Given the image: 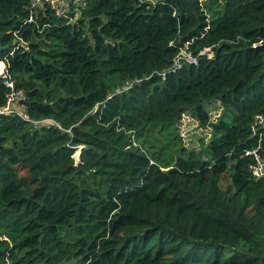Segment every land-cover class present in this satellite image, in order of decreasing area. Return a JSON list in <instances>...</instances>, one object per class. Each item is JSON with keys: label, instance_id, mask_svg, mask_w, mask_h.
<instances>
[{"label": "trees", "instance_id": "1", "mask_svg": "<svg viewBox=\"0 0 264 264\" xmlns=\"http://www.w3.org/2000/svg\"><path fill=\"white\" fill-rule=\"evenodd\" d=\"M0 66V264H264V0H0ZM185 112L161 170L135 141Z\"/></svg>", "mask_w": 264, "mask_h": 264}, {"label": "rangeland", "instance_id": "2", "mask_svg": "<svg viewBox=\"0 0 264 264\" xmlns=\"http://www.w3.org/2000/svg\"><path fill=\"white\" fill-rule=\"evenodd\" d=\"M5 68V67H4ZM0 70H3V67ZM4 74V72H3ZM210 119L215 122L221 114V106L219 101L215 100L204 107ZM210 128H201L195 121L190 112H185L181 115V119L175 127H156L148 135H144L135 143H147V155L149 162L156 164L163 170V166L172 167L176 158L182 156L186 152L198 151L203 152L209 138L211 137ZM202 140L203 142H201ZM146 144V145H147ZM78 151L74 154V159L78 161ZM185 151V152H184ZM229 179L225 176L222 180V188L226 189L229 186Z\"/></svg>", "mask_w": 264, "mask_h": 264}, {"label": "built area", "instance_id": "3", "mask_svg": "<svg viewBox=\"0 0 264 264\" xmlns=\"http://www.w3.org/2000/svg\"><path fill=\"white\" fill-rule=\"evenodd\" d=\"M86 4V0H31V8L34 10H44L46 6L49 7L51 11H53L56 15L61 16L64 13H67L71 7H83ZM32 19H30L31 21ZM179 59L177 60V66L181 65L180 61L184 60L187 63L197 64L196 58L192 57L190 54H187L185 50H181ZM181 59V60H180ZM3 72H5V68L0 72V77L4 76ZM8 86L12 87V84H8ZM24 95V92L19 90L18 92H13L12 94L7 95V103L6 105L0 109V114H12L16 112L18 106H15V103L21 99ZM23 119H28L26 113L22 111L20 113ZM55 125L56 123L53 121H49ZM58 126V125H57ZM256 126L263 127L264 126V116H257L255 118L254 126L252 127V132L256 134ZM256 151L247 152V155H254L256 159V164L252 167V175L255 180H259L264 177V160L260 159L258 155L255 153Z\"/></svg>", "mask_w": 264, "mask_h": 264}, {"label": "water", "instance_id": "4", "mask_svg": "<svg viewBox=\"0 0 264 264\" xmlns=\"http://www.w3.org/2000/svg\"><path fill=\"white\" fill-rule=\"evenodd\" d=\"M79 149H81V148H79ZM77 157H78L77 164H80L81 163V150L78 151Z\"/></svg>", "mask_w": 264, "mask_h": 264}, {"label": "bare ground", "instance_id": "5", "mask_svg": "<svg viewBox=\"0 0 264 264\" xmlns=\"http://www.w3.org/2000/svg\"><path fill=\"white\" fill-rule=\"evenodd\" d=\"M1 69H2V66H1ZM0 72H1V70H0Z\"/></svg>", "mask_w": 264, "mask_h": 264}]
</instances>
